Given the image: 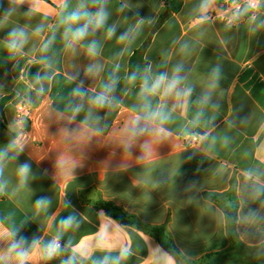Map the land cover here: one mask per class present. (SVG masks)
<instances>
[{"label": "crops", "instance_id": "0c3cea01", "mask_svg": "<svg viewBox=\"0 0 264 264\" xmlns=\"http://www.w3.org/2000/svg\"><path fill=\"white\" fill-rule=\"evenodd\" d=\"M172 1L106 0L105 24L72 42L63 20L81 2L96 12L93 0H0V264H19L21 249L25 264H178L101 202L162 228L190 261L228 249L231 204L240 240L264 244V0L235 27L209 17L218 0H184L178 12ZM15 31L24 36L12 50ZM140 49L145 65L130 68ZM178 66L177 89L162 86L146 109L143 79H171ZM107 84L112 102L99 107ZM24 98L33 113L18 123ZM158 110L165 119L145 118ZM138 117L146 130L133 135ZM56 237L63 249L47 259Z\"/></svg>", "mask_w": 264, "mask_h": 264}, {"label": "clouds", "instance_id": "9594fccd", "mask_svg": "<svg viewBox=\"0 0 264 264\" xmlns=\"http://www.w3.org/2000/svg\"><path fill=\"white\" fill-rule=\"evenodd\" d=\"M105 2L106 0H93L94 4L99 5L97 11L94 13L87 11L85 3L81 2L78 8L72 11L71 13H69L63 20V23L68 26L65 29V34H64L65 38L70 37L72 42H78L80 40H83L89 34L90 29L95 30L102 27L105 24L108 17V13L105 11V8L103 6ZM81 21H83V24L80 23ZM75 25H79V26H75ZM111 34H112V30L109 31V35ZM23 36L24 33L22 31L13 32L11 34L12 39L9 44V48L12 50L17 49L22 43ZM125 38L126 35L121 36V39H125ZM89 51L90 52L95 51V43L91 45ZM180 72H181V68L178 66L174 70L171 79H169L168 75L165 73L157 76L151 84L149 83L146 77L143 79V83L141 85V97L144 101V107L146 109L150 107L147 97L149 95L156 94L162 88V86L164 87V90L169 93L177 89V86L180 84L182 79L181 76L179 75ZM212 74L218 78L220 75V68L219 67L214 68L212 70ZM132 79H135V75H133ZM212 86L214 87L215 84H213ZM113 90H114L113 84L105 85L104 91H102L100 94L95 96L92 102L99 107H104L105 105L110 104L112 101L110 99L109 93H111ZM190 92L191 89H187L185 90L184 94L187 95L190 94ZM77 94L83 95V93H80L79 90H77ZM208 98H209L208 96L203 97L205 101H207ZM77 111H79V108H77ZM157 117H160L161 119L166 118L163 112L159 110L155 112H149L147 117L145 118L155 119ZM139 124H140V118L138 117L134 121V127L131 129L133 135H137L146 130L145 128H141ZM6 155H7L6 152H0V161H2L6 157ZM19 171H20V175L26 178L27 174L30 172V165L28 164L21 165ZM44 202L45 201L41 200L39 203H44ZM74 219H75L74 217H68L67 219L62 220L61 223L62 225L68 227L72 225ZM14 247H19V245ZM60 248L61 245L59 243V237H56L44 246L45 258L51 259L60 251ZM125 254L126 253L122 252L121 256ZM17 255L19 257V264H25V260L27 259V252L21 249L20 251H18ZM118 261H119V257L112 259L111 261L108 257H106L104 261L101 262V264H118ZM66 264H72V261L69 260L66 262Z\"/></svg>", "mask_w": 264, "mask_h": 264}, {"label": "trees", "instance_id": "16d2710c", "mask_svg": "<svg viewBox=\"0 0 264 264\" xmlns=\"http://www.w3.org/2000/svg\"><path fill=\"white\" fill-rule=\"evenodd\" d=\"M184 0H173L172 10L178 12ZM144 64L143 49L135 52L130 60V68L134 65ZM132 86L130 79L124 80L118 84V89ZM100 207L105 211L108 217H111L124 225L135 226L147 230L154 238L156 243L168 254L172 255L178 264H264V244L257 247H249L244 244L236 231L238 220V208L236 204H231L224 209L230 245L222 253H215L204 256L199 261L187 260L172 242L170 236L160 227L144 225L138 222L135 217L126 213L122 208L112 203L101 202ZM75 262V261H74Z\"/></svg>", "mask_w": 264, "mask_h": 264}, {"label": "built area", "instance_id": "2783aa9c", "mask_svg": "<svg viewBox=\"0 0 264 264\" xmlns=\"http://www.w3.org/2000/svg\"><path fill=\"white\" fill-rule=\"evenodd\" d=\"M259 6L260 0H218L209 17L225 25L235 27L254 17ZM244 10L248 11V15H243ZM32 113L33 107L27 98L18 101L15 108V118L18 123L30 120ZM193 142H197V139H194ZM59 243L61 248L58 253L63 249V244Z\"/></svg>", "mask_w": 264, "mask_h": 264}]
</instances>
